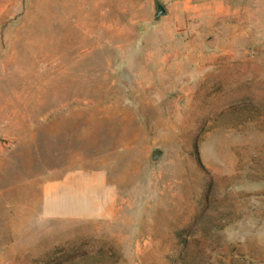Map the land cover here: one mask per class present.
I'll use <instances>...</instances> for the list:
<instances>
[{"label": "rangeland", "instance_id": "374dc122", "mask_svg": "<svg viewBox=\"0 0 264 264\" xmlns=\"http://www.w3.org/2000/svg\"><path fill=\"white\" fill-rule=\"evenodd\" d=\"M159 1L0 0V264H264V0ZM59 172L117 212L47 216Z\"/></svg>", "mask_w": 264, "mask_h": 264}, {"label": "crops", "instance_id": "0c3cea01", "mask_svg": "<svg viewBox=\"0 0 264 264\" xmlns=\"http://www.w3.org/2000/svg\"><path fill=\"white\" fill-rule=\"evenodd\" d=\"M11 140V133L0 130V174L4 173L2 163L12 159L5 150ZM108 189L99 174L81 172L63 178L60 172L54 173L53 181L43 185L44 212L57 220L112 216L117 212V197Z\"/></svg>", "mask_w": 264, "mask_h": 264}, {"label": "water", "instance_id": "95a60500", "mask_svg": "<svg viewBox=\"0 0 264 264\" xmlns=\"http://www.w3.org/2000/svg\"><path fill=\"white\" fill-rule=\"evenodd\" d=\"M152 9H153V16L154 21L159 22L164 18H167L169 13L167 9L163 6V4L159 0H152ZM163 150L159 149L152 153L150 156V162L152 164H158L163 156Z\"/></svg>", "mask_w": 264, "mask_h": 264}]
</instances>
